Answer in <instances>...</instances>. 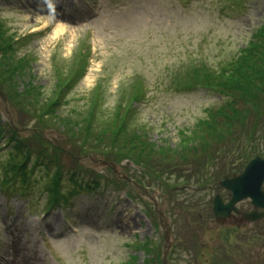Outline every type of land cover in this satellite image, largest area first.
<instances>
[{"label": "rangeland", "instance_id": "rangeland-1", "mask_svg": "<svg viewBox=\"0 0 264 264\" xmlns=\"http://www.w3.org/2000/svg\"><path fill=\"white\" fill-rule=\"evenodd\" d=\"M0 22L24 58L15 75L0 59V264H33L22 247L38 264H264V220L241 216L250 202L220 220L212 209L229 198L218 160L241 169L264 147V98L239 104L234 137L195 141L228 98L191 82L230 68L264 26V0H0ZM12 136L50 157L25 192L1 181ZM57 168L61 205L48 203Z\"/></svg>", "mask_w": 264, "mask_h": 264}, {"label": "trees", "instance_id": "trees-1", "mask_svg": "<svg viewBox=\"0 0 264 264\" xmlns=\"http://www.w3.org/2000/svg\"><path fill=\"white\" fill-rule=\"evenodd\" d=\"M13 47L11 46V39L10 35L8 33H5L4 27H2V23L0 22V59H3L5 63L8 65L5 67L7 69L6 74L8 75H15L17 73V70H19V62L13 63L15 60H23L24 58H18L13 55ZM241 53L236 61L230 66L228 70H224V72L221 75H215V76H207V75H201L200 77L199 73L193 74L191 77V82L193 86L195 87H203L207 89H211L220 95L228 98V101H225L220 107L216 108L213 111L208 112V116L206 119L201 120L197 125L196 129L193 131V134L195 135L194 140H197V137H211V141L213 139H216V145L218 142L224 141V138H230L234 137V134H237V128H239L242 123L245 120V113L247 109H240L238 108L239 104H248L251 105L254 109H259L263 103L260 104L262 101L261 98H264V26H261L256 33L253 35L251 41L249 42L248 46L241 50ZM15 57V58H14ZM14 58V59H13ZM9 65H13L11 68ZM67 73H65V78ZM28 86L27 84H25ZM19 86V85H17ZM25 87V86H24ZM32 90L35 89L33 86L30 87ZM61 89L63 87H58L56 85V89ZM25 91V90H22ZM21 92V91H19ZM25 96L29 99L25 100L27 102V105H34L32 101L35 100V97L30 94H28L29 89L25 91ZM38 94L39 91H36ZM20 96V94L17 92L16 97ZM27 95V96H26ZM23 97V98H24ZM22 96L17 97V100H23ZM15 99H13L14 101ZM24 102V101H23ZM25 103V102H24ZM128 104V103H127ZM132 104L130 102L129 106ZM92 104H90L91 106ZM52 106V105H51ZM54 106V105H53ZM128 106V105H127ZM92 107V106H91ZM131 107V106H130ZM36 109V108H35ZM51 108H49L47 111H49ZM33 110V109H31ZM46 110H35L34 115L40 116L47 112ZM38 114H37V113ZM88 113V117H93L95 115V112L87 111L85 114ZM130 110L128 109L126 112V115H124V118L122 115L116 113L114 118L115 121V131L121 130L124 128L123 123L126 122L128 118V114L130 115ZM91 115V116H90ZM87 122V121H86ZM91 123V124H90ZM93 120L89 122V130H91ZM7 128V127H6ZM3 128L2 129H6ZM236 129V130H235ZM114 131V132H115ZM222 131V133H219ZM11 133H16L15 128L12 126L10 127ZM195 132V133H194ZM117 134V133H116ZM198 134V135H197ZM100 135L98 133L96 136ZM226 135V136H225ZM129 140V137H127ZM208 139V138H206ZM206 139H201L205 140ZM10 143H13L14 152L9 156V160L6 162V164L3 166V179L2 184L8 187V189H11L12 191H17V189H23L25 190L27 186L30 185V176L29 173H32V170L35 166L40 164L41 160L50 159L48 154L40 153L38 156L34 157L33 151L30 149L29 145L26 143H23L21 140L14 138L12 136L11 139H9ZM204 146L207 145L210 150H212V146L209 145V142L205 143ZM233 142V140H232ZM148 144V143H147ZM146 143H143L142 145L144 147L148 146ZM216 152H213L216 154L215 160L217 159V153L218 149L213 148ZM222 154L225 152L224 150H221ZM257 155L264 156V147L259 150L258 152L254 151V153L249 154V158H253ZM40 158V159H39ZM33 159L34 161H31ZM51 162V161H49ZM219 167H217L218 173L224 174H233L238 173L242 170L238 169V167L235 166H225V163L223 161L218 160ZM235 162V161H234ZM231 162V163H234ZM30 165V166H29ZM40 167L42 169H45L48 171V166L46 164H41ZM62 169H56V173L53 176V184L52 188H48L47 192L49 193V203L61 205L63 202L62 199L65 198L64 193H57V190L59 187H57L58 180L60 182V178L62 175ZM53 174V173H52ZM51 174V175H52ZM79 175V174H78ZM77 175L73 176L72 181L76 180ZM50 176H48L49 178ZM32 178V177H31ZM49 181V180H48ZM47 181V182H48ZM29 182V183H28ZM50 182V181H49ZM79 182V181H78ZM84 184L80 183H74V186H78L79 189L88 188L90 186H97L98 182L94 179V181L91 182H83ZM92 184V185H91ZM85 186V187H84Z\"/></svg>", "mask_w": 264, "mask_h": 264}, {"label": "water", "instance_id": "water-1", "mask_svg": "<svg viewBox=\"0 0 264 264\" xmlns=\"http://www.w3.org/2000/svg\"><path fill=\"white\" fill-rule=\"evenodd\" d=\"M264 158L256 157L250 160L243 172L232 177L225 176L220 185L231 192L230 201L224 204L219 195L214 199L213 212L215 217L220 220L231 216L232 211L238 212L235 204L245 198L251 200L254 210L243 213V217L249 222H255L264 218ZM168 236L170 230L166 228Z\"/></svg>", "mask_w": 264, "mask_h": 264}, {"label": "bare ground", "instance_id": "bare-ground-1", "mask_svg": "<svg viewBox=\"0 0 264 264\" xmlns=\"http://www.w3.org/2000/svg\"><path fill=\"white\" fill-rule=\"evenodd\" d=\"M58 30V29H57ZM57 30H55V32L57 31ZM49 228H50V225H49ZM52 228V227H51ZM23 249V247L21 248V251L23 252V255L25 256V259L26 260H32V262H33V264H38V259L36 258V259H33V251L31 252V256L30 255H28L24 250H22ZM25 260V261H26ZM37 262V263H36Z\"/></svg>", "mask_w": 264, "mask_h": 264}]
</instances>
